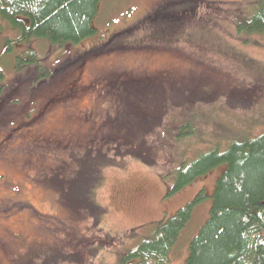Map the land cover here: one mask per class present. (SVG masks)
<instances>
[{"label":"rangeland","instance_id":"1","mask_svg":"<svg viewBox=\"0 0 264 264\" xmlns=\"http://www.w3.org/2000/svg\"><path fill=\"white\" fill-rule=\"evenodd\" d=\"M246 1L101 0L95 35L62 50L32 40L48 76L38 77L36 64L16 68L27 44L3 53L15 32H0V264H120L157 222L204 188L208 196L195 204L169 261L184 263L224 164L168 194L172 169L211 146L223 149L230 139L264 130V33L244 39L234 26L235 10ZM129 64L141 69L139 84L157 93L151 101L143 93L120 95ZM186 97L197 101L195 108ZM34 106V120L27 121L23 114ZM106 108L140 122L139 135L153 148L138 154L113 138L100 151L78 146L88 141L72 118ZM143 108L154 114L142 116ZM107 113L96 116L92 133ZM183 117L195 132L177 139L171 125ZM109 124L111 136L124 131ZM20 186L28 194L17 196Z\"/></svg>","mask_w":264,"mask_h":264},{"label":"trees","instance_id":"2","mask_svg":"<svg viewBox=\"0 0 264 264\" xmlns=\"http://www.w3.org/2000/svg\"><path fill=\"white\" fill-rule=\"evenodd\" d=\"M100 1L0 0V32L4 31L5 27L15 32L14 37L6 36L2 52H10L16 42L26 43L27 49L21 51L22 55L17 56L16 68L36 64L38 77L48 76L50 71L40 65L36 48L30 45L32 40L45 43L50 50H62L95 35L97 29L93 25V20L97 15ZM237 8L234 26L238 36L242 35L245 39L251 34L264 33V0H247L246 5H239ZM136 69H139L137 64L125 67V73L124 71L122 73L130 77L126 89L125 87L121 89L120 95L125 94V91L143 93L151 101V96L157 93H153L154 90L151 92L148 85L139 84L143 79L137 74ZM127 75L119 77L117 81L121 80L120 84H123ZM100 93L107 92L103 88ZM196 96L205 98L202 95ZM186 100H190L195 108L197 103L195 99L186 97ZM186 100H180L177 105L180 106ZM131 103L137 105L136 102ZM113 106L115 110L117 106ZM34 109L35 106L23 114L27 121L34 120L36 114ZM142 111L144 113L140 114L144 117L145 113L154 114L152 109L147 112L143 108ZM107 112L106 108V112L103 113ZM103 113H80L72 118L78 121V129L81 130L82 136L85 135L87 138L88 144L75 141L78 146L82 145L83 150L100 151L104 140L110 138H113V141L121 140L129 149L138 151V154L147 153L153 148L150 144L147 145V141L144 143L139 135L141 123L122 118V113H107L106 119L104 118L106 124L92 133L89 127L97 125L96 116H103ZM155 115L158 116L157 113ZM3 116L5 117V114ZM65 117L69 119V115ZM110 119L117 128L124 131H115L116 134L111 136ZM158 119L160 120L157 118L154 123H158ZM176 122L172 123L171 128L175 130L177 139L186 138L195 132L194 123L190 118L183 117ZM97 127L98 125L95 128ZM85 129L88 132H85ZM109 134L110 136L106 137ZM220 164H224V168L216 178L210 196L208 216L188 240L183 264H264V130L253 136L230 139L223 149L211 146L190 160H182L172 169L168 194L175 193L196 177L206 174ZM58 177L54 175V185ZM61 177L59 185L57 184L60 189L65 179ZM45 180L47 181L45 184L50 183L47 178ZM48 186L51 187V183ZM21 188L20 193H15L19 194L17 196L28 194V187ZM207 196L205 189H200L171 216L157 222L148 236L140 239L123 254L120 264H169L173 247L189 222L195 204ZM16 203H19V207L22 202Z\"/></svg>","mask_w":264,"mask_h":264}]
</instances>
